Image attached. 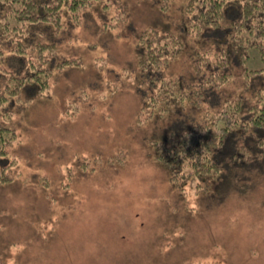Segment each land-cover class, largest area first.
Wrapping results in <instances>:
<instances>
[{"label":"rangeland","instance_id":"374dc122","mask_svg":"<svg viewBox=\"0 0 264 264\" xmlns=\"http://www.w3.org/2000/svg\"><path fill=\"white\" fill-rule=\"evenodd\" d=\"M121 1L128 22L117 0H98L82 25L60 31L56 56L80 55L83 66L55 72L49 96L24 108L0 104V123L16 128L21 140L0 160L2 168L14 159L20 173L0 186V264H264V172H250L242 190L231 175L212 197L196 194L194 180L178 191L155 159V142L194 111L180 116L172 108L135 121L136 33L168 30L189 47L180 17L186 0H169L166 13L156 0ZM185 51L175 68L189 67ZM240 81L218 94L243 95ZM114 87L117 93H109Z\"/></svg>","mask_w":264,"mask_h":264},{"label":"trees","instance_id":"16d2710c","mask_svg":"<svg viewBox=\"0 0 264 264\" xmlns=\"http://www.w3.org/2000/svg\"><path fill=\"white\" fill-rule=\"evenodd\" d=\"M97 1L0 0V104L29 107L49 96L55 72L83 66L80 55L56 56V41L60 31L82 25ZM117 1L125 20L127 7ZM155 6L166 13L169 0H156ZM180 17L189 47L168 30L149 26L136 33L133 52L141 103L135 121L141 124L172 108L181 111L180 116L194 111L188 123L182 126L186 120L181 117L178 127L155 142V159L167 167L171 186L180 191L194 180L196 194L212 197L218 183L232 175L233 186L242 190L250 172H264V0H186ZM186 49L190 69L183 64L175 68ZM183 70L191 76L186 78ZM236 77L243 95L221 98L219 91ZM117 91L114 87L109 93ZM216 94V103L205 107ZM5 114L14 117L10 110ZM20 141L16 128L0 123V160ZM6 161L0 168V186L20 177L14 159Z\"/></svg>","mask_w":264,"mask_h":264}]
</instances>
